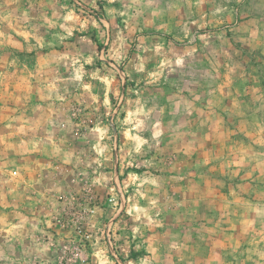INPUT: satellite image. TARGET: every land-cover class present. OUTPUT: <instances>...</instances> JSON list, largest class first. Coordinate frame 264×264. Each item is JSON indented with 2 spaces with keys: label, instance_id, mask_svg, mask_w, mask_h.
<instances>
[{
  "label": "rangeland",
  "instance_id": "obj_1",
  "mask_svg": "<svg viewBox=\"0 0 264 264\" xmlns=\"http://www.w3.org/2000/svg\"><path fill=\"white\" fill-rule=\"evenodd\" d=\"M0 264H264V0H0Z\"/></svg>",
  "mask_w": 264,
  "mask_h": 264
}]
</instances>
